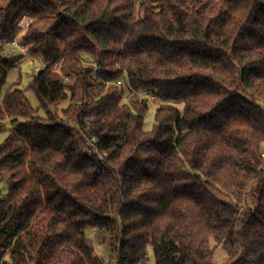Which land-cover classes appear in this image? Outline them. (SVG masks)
<instances>
[{
  "label": "trees",
  "instance_id": "obj_1",
  "mask_svg": "<svg viewBox=\"0 0 264 264\" xmlns=\"http://www.w3.org/2000/svg\"><path fill=\"white\" fill-rule=\"evenodd\" d=\"M23 15L46 114L0 99V264H218L212 241L264 264V0H0V41ZM11 65L0 49V90ZM144 89L183 113L145 130Z\"/></svg>",
  "mask_w": 264,
  "mask_h": 264
},
{
  "label": "rangeland",
  "instance_id": "obj_2",
  "mask_svg": "<svg viewBox=\"0 0 264 264\" xmlns=\"http://www.w3.org/2000/svg\"><path fill=\"white\" fill-rule=\"evenodd\" d=\"M14 36V35H13ZM12 38V37H11ZM11 38H8L11 40ZM8 39H3L0 41V49H2L5 57L8 58L9 62L12 64L8 67V74L6 76L5 82L0 90V99H3L4 94L7 89L10 87H19L25 89L26 96L28 97L30 103L35 109H39L41 114H46V111L41 107L40 100L37 96L36 91L32 88L31 84L34 82L36 71L43 67L40 58L30 56H21L19 53L18 47L14 46L11 42H8ZM20 37L18 38V40ZM21 39L19 40V42ZM124 101H128V98L125 96ZM163 103H170L176 106L182 113L184 111V101L175 100V101H163L157 95L155 98L151 97L149 99V109L145 116L144 129L152 130L156 122V110L159 105ZM69 100H65L60 104V107H67ZM61 114V110L58 111ZM5 129L0 131V142L3 141L6 135L12 131L13 125L11 118L8 117L5 121ZM264 156V155H263ZM9 183L3 180H0V197H6L9 194ZM86 233L93 238L96 246L97 253L109 257L110 254V240H104L103 234L96 227L87 226ZM212 246L215 247V259L218 264H229L227 263L228 253L227 250L220 244L212 241ZM6 260L11 259V254L8 251L5 255ZM146 264H157L154 248L152 246L148 247V260ZM249 264V263H248Z\"/></svg>",
  "mask_w": 264,
  "mask_h": 264
},
{
  "label": "built area",
  "instance_id": "obj_3",
  "mask_svg": "<svg viewBox=\"0 0 264 264\" xmlns=\"http://www.w3.org/2000/svg\"><path fill=\"white\" fill-rule=\"evenodd\" d=\"M30 22V17L28 15H23L19 21H18V32L10 39H8V42H11L14 46L18 47L19 51H17L16 53H19L21 56H29L30 54V50L28 48V46L26 44H23L21 41L19 42L18 38L21 36V34H23L25 32V30L27 29L28 27V24ZM39 58V57H38ZM41 63L44 66H47L48 65V62L41 59ZM84 63L86 65H91L93 67L94 70L96 69H101L100 66L94 62H91V61H88V60H85ZM54 69L55 70H59L60 69V64L59 62H56L54 65ZM65 80L67 81L68 80V76H64ZM127 81L125 80L124 77H121L118 79L117 81V84L118 85H124L126 84ZM136 94L139 96V97H153L155 98L156 97V94L153 93L151 90H139V91H136ZM88 146H87V151L88 153H94V152H98L100 153L101 157L105 159L107 153L106 151H100V149L97 147V145L95 144V141H96V137H91L89 138L88 140ZM263 155H264V152H263Z\"/></svg>",
  "mask_w": 264,
  "mask_h": 264
}]
</instances>
